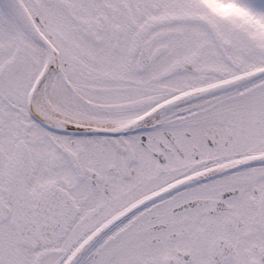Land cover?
<instances>
[{
  "label": "snow or ice",
  "instance_id": "6c2138e0",
  "mask_svg": "<svg viewBox=\"0 0 264 264\" xmlns=\"http://www.w3.org/2000/svg\"><path fill=\"white\" fill-rule=\"evenodd\" d=\"M0 264H264V0H0Z\"/></svg>",
  "mask_w": 264,
  "mask_h": 264
}]
</instances>
